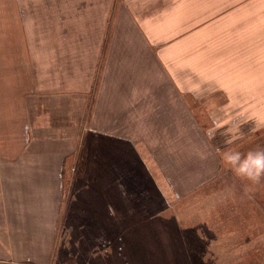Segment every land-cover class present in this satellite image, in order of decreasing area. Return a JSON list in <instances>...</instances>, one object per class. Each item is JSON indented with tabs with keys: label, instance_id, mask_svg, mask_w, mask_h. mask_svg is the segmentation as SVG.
<instances>
[{
	"label": "rangeland",
	"instance_id": "374dc122",
	"mask_svg": "<svg viewBox=\"0 0 264 264\" xmlns=\"http://www.w3.org/2000/svg\"><path fill=\"white\" fill-rule=\"evenodd\" d=\"M153 1L158 8L153 3L151 7L141 3V8L126 10L143 14V31L157 28L159 34L173 35L151 42L153 47L157 44L161 61L170 48L183 49V54L173 59L175 78H184V59L190 69L185 70L190 73L189 80L196 83L206 79L209 84L218 79L220 68L221 85L226 88L230 80L247 79L246 62L261 63V56L255 52L252 58L236 53L247 52L244 37L250 33L254 36L250 43H264V0ZM203 1L209 5L206 14L202 6L198 7ZM123 3L125 0H113L110 34L118 30V13L125 11L118 6ZM156 12L157 19L152 18ZM133 26L128 22L126 30L134 31ZM169 63L172 61L166 59L168 67ZM255 68L259 70L249 76L252 79L257 73L256 79H260V66ZM188 90L189 95H183L189 113L174 110L162 120L139 121L147 135L136 142V148L130 138H103L95 131L79 137L81 143L73 158L77 162L76 178H69L65 184L54 251L47 264H202L201 257L205 258L203 264H223L230 258L236 259L231 264L259 260L264 264V185L249 189L221 159L227 148L246 153L264 145V125L257 127L261 119H246L244 112L231 115L224 93L222 99L205 97L204 103L199 101L197 96L215 88ZM252 123L256 130L247 135L243 129ZM205 132L209 138L203 136ZM216 133L218 136L213 137ZM152 137L158 139L154 148ZM210 138H219V150L210 147ZM83 170L90 179L95 177L94 183L86 186L80 178ZM109 180L107 226L98 214L101 206L96 196L100 182ZM94 208L95 215L87 216ZM220 241L222 245L217 246ZM219 255L223 257L221 263L214 260ZM6 259L0 264H22Z\"/></svg>",
	"mask_w": 264,
	"mask_h": 264
},
{
	"label": "crops",
	"instance_id": "0c3cea01",
	"mask_svg": "<svg viewBox=\"0 0 264 264\" xmlns=\"http://www.w3.org/2000/svg\"><path fill=\"white\" fill-rule=\"evenodd\" d=\"M125 2L118 6L125 7L117 16L118 30L110 34L113 0H0V260L49 262L62 215L65 184L69 178H76L77 162L73 158L83 133L130 138L136 148V142L147 135L139 121L162 120L174 110L188 114L183 94L189 95L192 87L215 88L195 96L204 103L205 97L222 99L224 93L231 115L244 112L246 119H261L257 127L264 125V43H250L253 33L244 37L247 52L236 53L250 58L253 52L261 56V63H245L247 79L230 80L223 88L219 68L217 80L207 84L206 79H197L196 84L188 79L184 59V78L173 75V59L183 54V49L170 48L166 59L172 64L168 67L166 59H159L157 44L153 47L152 39L157 42L173 35L159 34L157 28L143 31V14L126 10L141 8L143 3L158 8V3ZM201 4L198 7L202 6L206 14L209 5L206 1ZM157 15L152 18L157 19ZM128 22L135 24L134 31L126 30ZM203 60L206 62V58ZM257 66L260 79H256L257 73L251 79L249 75L259 70ZM250 126L243 129L247 135L256 130L253 123ZM203 136L209 138L207 132ZM156 140L150 139L151 148L156 147ZM218 140L210 138L214 151L220 148ZM105 177L108 181V174ZM80 178L87 186L95 177L90 179L83 170ZM106 184L100 182L96 199L100 198L98 214L108 226L106 193H110V180ZM96 209L86 215H95ZM221 245L220 241L217 246ZM200 260L205 263L204 257ZM214 260L221 263L223 257Z\"/></svg>",
	"mask_w": 264,
	"mask_h": 264
},
{
	"label": "clouds",
	"instance_id": "9594fccd",
	"mask_svg": "<svg viewBox=\"0 0 264 264\" xmlns=\"http://www.w3.org/2000/svg\"><path fill=\"white\" fill-rule=\"evenodd\" d=\"M221 159L249 189L264 185V145H259L246 153L237 148H227L221 154Z\"/></svg>",
	"mask_w": 264,
	"mask_h": 264
},
{
	"label": "bare ground",
	"instance_id": "6f19581e",
	"mask_svg": "<svg viewBox=\"0 0 264 264\" xmlns=\"http://www.w3.org/2000/svg\"><path fill=\"white\" fill-rule=\"evenodd\" d=\"M51 217V216H50Z\"/></svg>",
	"mask_w": 264,
	"mask_h": 264
}]
</instances>
